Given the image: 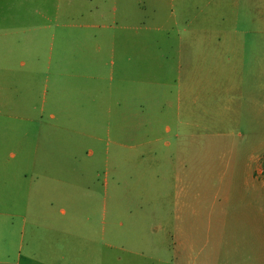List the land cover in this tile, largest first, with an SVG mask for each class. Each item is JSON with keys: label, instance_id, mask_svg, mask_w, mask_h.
Instances as JSON below:
<instances>
[{"label": "rangeland", "instance_id": "rangeland-1", "mask_svg": "<svg viewBox=\"0 0 264 264\" xmlns=\"http://www.w3.org/2000/svg\"><path fill=\"white\" fill-rule=\"evenodd\" d=\"M236 14L234 0H0V262L264 264V0L251 49ZM43 129L64 157L32 166Z\"/></svg>", "mask_w": 264, "mask_h": 264}, {"label": "crops", "instance_id": "crops-1", "mask_svg": "<svg viewBox=\"0 0 264 264\" xmlns=\"http://www.w3.org/2000/svg\"><path fill=\"white\" fill-rule=\"evenodd\" d=\"M234 5L236 7L237 10V23L239 26V30L238 33H240V39L243 42V47H250L253 48V45L256 44L257 39H258V0H234ZM225 20V19H224ZM87 27V26H86ZM114 52L112 51V54ZM23 65V63L21 64ZM252 70V69H250ZM61 75H58V77H60ZM96 80L97 78L93 77V75H88V73L86 74H78V80ZM109 82L113 81L112 75L109 76L108 78ZM82 95V93L80 94ZM90 101L91 102H96V99L93 98V94L90 95ZM78 107H81V105H78ZM53 108L57 111V109L55 108V106L53 105ZM32 110L36 111V106H32ZM43 106H41L40 108V112H43ZM57 114L56 112H50L48 115L49 120L51 121H56L57 120ZM17 120H23L20 116L19 117H15ZM43 120V116H40V119L37 120L38 123L36 125H44V123H41V121ZM28 122H32L30 119L27 120ZM36 121V120H35ZM33 123V122H32ZM57 128L59 129L60 127H55L51 125V129ZM57 129H54V131H56ZM52 132V131H51ZM56 135L57 133L54 132ZM54 135V136H56ZM83 136H86L88 138H92V139H97L96 136H94L92 133H82ZM34 147L32 148V151L29 154V160L31 161L32 166H35L37 163V159H38V154L41 153V159L47 161V165H49V159L51 158L50 155V149H54V147L56 146V154H54L53 158H57L59 161L61 160V157L63 158L64 155H61V144H65V141H61L58 138L55 139L53 137L50 136V132L48 131V129H43V132L41 133V135H39V138L34 139ZM40 147L43 149V151L38 152V149H40ZM37 150V151H36ZM91 154V153H89ZM14 157V155H12ZM43 165H45V161H43ZM44 173V172H43ZM46 189V188H45ZM49 190V188H47ZM28 194L31 192H34V190L32 188H28ZM30 194L27 195V199L25 201L26 204V208H29V204H30ZM60 213L62 215L65 214L64 210H61ZM13 218H20L22 220V224L20 226L19 229V243H18V253L22 248V240H23V236L25 233L24 230V225L26 223V216L22 215V214H17V215H12ZM41 228H45L44 225H40ZM42 253H34L33 251H29V253L27 254L26 258V263L25 264H52V263H56V261L61 262V264H68V261H71L70 259L67 258V256H74V259L72 260V262L74 264H78V250L72 251L71 254L67 255L65 253H63V251H59L58 253H53V255H51L49 250H45L42 249L41 250ZM35 255H39V256H43L46 257L47 260H35L34 256ZM67 255V256H66ZM19 256V255H18ZM0 264H8L7 262H0Z\"/></svg>", "mask_w": 264, "mask_h": 264}]
</instances>
